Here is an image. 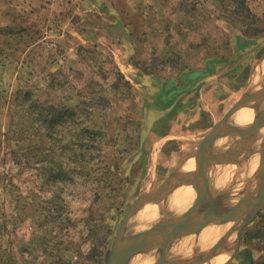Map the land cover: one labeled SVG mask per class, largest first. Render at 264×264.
<instances>
[{"label":"rangeland","instance_id":"1","mask_svg":"<svg viewBox=\"0 0 264 264\" xmlns=\"http://www.w3.org/2000/svg\"><path fill=\"white\" fill-rule=\"evenodd\" d=\"M263 88L264 0H0V264H109L135 200L175 170L192 171L174 191L191 186L193 201L150 224L195 206L203 175L225 184L217 208L245 196L262 181L240 168L253 154L264 166ZM244 107L252 120L230 122ZM172 194L138 206L127 231L149 226L145 206ZM200 230L169 240L164 259L206 257L224 231L201 252ZM233 233L215 264H264V207Z\"/></svg>","mask_w":264,"mask_h":264},{"label":"water","instance_id":"2","mask_svg":"<svg viewBox=\"0 0 264 264\" xmlns=\"http://www.w3.org/2000/svg\"><path fill=\"white\" fill-rule=\"evenodd\" d=\"M259 92L264 93V88ZM256 94L257 92L254 95H246L242 97L237 105H235V107H233L221 121L213 126L212 131L207 135L205 141L201 143L196 150V158L199 155L203 156V153L209 148L208 142H210V140L215 137L218 127L222 125L225 120L229 118L242 104L254 100ZM247 158H244V161H247ZM221 159L222 157L219 158L218 155V160ZM190 174L191 173L181 174L180 171L175 170L155 192L151 193L148 196L141 195L135 200L133 206L131 207L119 227L115 241L113 243L109 264H130V261L134 256L147 254L150 251V253H152L153 250H157L159 256L155 257L149 264H174V261H166L164 259L165 253L169 246V240L175 237H181L188 233L197 232L202 227H205L206 225L213 222L234 223L235 225L233 224L226 231L224 230V233L216 241L215 247L211 250L210 253L207 254L206 257L196 259L194 262V264L201 263V261L208 260L212 255H214L218 248V243L224 235L235 230L238 234L239 229L244 225V223L248 221L252 216H254L259 209L264 207V166L262 164H259V167L256 169L254 176L263 177L261 185L254 188L250 192L248 191L245 196L240 197L237 201L229 205L224 204L218 208L213 202L207 204L208 206L206 205V207L202 206L201 202L205 201L208 198L206 194L204 199V194L207 190L206 187H204V184L206 183L205 181L208 180V175H203L196 182V184H199L198 189L200 191V196L197 200L198 203L185 211L183 215L172 220L150 224L149 226L141 228L134 234H130L127 231L129 220L134 215L138 206L146 205L148 203L155 202L160 198L167 197L176 188V183L183 177L189 178ZM253 194L255 195L254 197L252 196ZM195 207H197L196 209H200L196 214V218L193 217V211L196 210ZM176 264L189 263L178 262Z\"/></svg>","mask_w":264,"mask_h":264},{"label":"bare ground","instance_id":"3","mask_svg":"<svg viewBox=\"0 0 264 264\" xmlns=\"http://www.w3.org/2000/svg\"><path fill=\"white\" fill-rule=\"evenodd\" d=\"M259 104V103H258ZM258 106V105H257ZM255 107V106H254ZM259 108V107H258ZM261 115V114H260ZM253 110L248 108V107H244V108H240L231 118H230V122H232L233 124L235 125H239V126H244L246 125L247 123H249L252 118H253ZM258 117V116H257ZM262 119V118H261ZM258 122V121H257ZM255 124V123H254ZM260 124V122H259ZM234 126V125H233ZM239 126L235 127V128H238ZM254 126V125H253ZM230 130V129H229ZM236 130V129H235ZM246 131V129H245ZM226 136H227V133H225ZM241 134V133H240ZM243 135V134H242ZM246 135V134H245ZM254 135V134H253ZM262 135V134H261ZM228 137V136H227ZM233 137V136H232ZM239 137V135L237 136ZM236 137V139H237ZM262 137V136H261ZM231 138V136H230ZM249 139V137H248ZM251 139V138H250ZM260 139V138H259ZM238 140L234 141V142H237ZM258 141V140H257ZM256 141V142H257ZM260 141V140H259ZM263 141V140H262ZM216 143H219L216 142ZM241 143V142H240ZM259 143V142H258ZM257 143V144H258ZM220 144V143H219ZM214 145V144H213ZM216 147L220 146L218 144L215 145ZM222 148V147H221ZM227 148V147H226ZM228 149V148H227ZM209 150V149H208ZM223 150V149H222ZM221 150V151H222ZM220 151V152H221ZM211 152V151H210ZM219 152V153H220ZM228 152V151H227ZM205 153V152H204ZM216 153V151H215ZM218 153V154H219ZM207 155V153H205ZM221 154V153H220ZM210 155V154H209ZM213 155V154H212ZM216 155V154H214ZM205 156V155H203ZM202 156V157H203ZM201 157V158H202ZM200 158V156L198 157ZM195 160V159H194ZM208 160V158H207ZM223 160V159H221ZM255 160H258V154H255L253 155L249 160H247V162L243 163L241 168L243 173L245 174H248L250 175V173L252 174L253 172L256 171V169L259 167V164H257V162ZM205 161V160H204ZM219 161V160H218ZM224 161V160H223ZM208 162V161H207ZM211 162V161H210ZM199 163V162H198ZM197 163V165H199ZM183 168L185 170H188V169H193L194 167V161L193 160H188L187 162H185V164H183ZM219 165V164H218ZM208 166V165H207ZM210 166V164H209ZM219 167V166H218ZM224 167V166H223ZM197 169V167H195ZM209 168V167H207ZM201 169V168H199ZM203 169V168H202ZM179 171V170H178ZM183 171V170H182ZM203 171V170H201ZM205 171V170H204ZM211 171V170H210ZM192 172V171H191ZM190 172V173H191ZM209 172V170H208ZM188 173V172H187ZM198 173V172H197ZM184 174V173H183ZM192 174H195V172H193ZM202 174V173H201ZM234 175V174H232ZM243 175V174H241ZM253 176V175H252ZM236 177V176H235ZM242 177V176H241ZM248 179L250 178L249 176H247ZM187 178V177H186ZM221 177L218 176V179H220ZM224 178V177H223ZM246 178V177H245ZM263 178V177H262ZM183 179V178H182ZM185 179V178H184ZM188 179V178H187ZM195 179V178H194ZM193 179V180H194ZM196 180V179H195ZM227 180V179H226ZM245 180V179H243ZM247 180V179H246ZM188 181V180H187ZM219 181V180H218ZM217 180L216 181H211V183L209 182H206L204 184V187H206L207 191H208V194L207 196L211 197V200L209 201L208 198L207 200L209 202H213L214 204H217L219 202L220 199H218V202L216 200V198H214V196L216 197L218 195V193H214V191L216 192L220 187H224L225 184L223 181H219L218 182ZM255 181V180H254ZM227 182V181H226ZM233 183V182H232ZM241 183V182H240ZM227 184V183H226ZM234 184V183H233ZM242 184V183H241ZM240 184V185H241ZM257 184V183H256ZM259 184H260V181H259ZM197 185L196 184V188H197ZM235 185V184H234ZM236 186V185H235ZM230 188V187H229ZM228 188V189H229ZM239 188V187H238ZM241 188V187H240ZM194 189V188H193ZM193 189L191 188V186H185V187H180V188H177L175 191H173V194L170 195L167 200L170 198L172 199L173 201L171 202H165L164 204L158 206V205H151V206H145L144 208V224L143 226L145 225H149L150 223L156 221L157 219L160 220V217L164 214H170L173 215L174 213H176L178 211V209H183V208H186V207H189V205L192 203L193 201V197H194V191ZM198 190V189H197ZM212 191V192H211ZM214 193V194H213ZM231 194V193H230ZM174 196V197H173ZM213 196V197H212ZM253 197L255 196L254 194L252 195ZM221 197V196H220ZM233 197V196H232ZM231 198V197H230ZM235 199V198H234ZM216 200V201H215ZM231 200V199H230ZM237 200V199H235ZM173 203V204H172ZM203 203H205L203 201ZM218 206V204H217ZM206 207V206H205ZM158 208V209H157ZM139 211V210H138ZM143 214V213H142ZM141 216V215H140ZM137 218V217H136ZM169 218V217H168ZM174 218V217H172ZM138 219H139V216H138ZM162 220V219H161ZM130 221V220H129ZM136 221V220H135ZM231 223V222H230ZM122 224V223H121ZM140 225V224H139ZM135 226V225H133ZM138 226V224L136 225ZM130 227V226H129ZM141 228H142V225H141ZM220 228V229H219ZM225 226L224 225H211V226H206L204 228H202V230H200L199 232V235H198V238L197 239H200L198 242L194 243L195 241H193V238H185L184 240L186 239H189L190 241H192V244L191 245H194L195 244V249L198 251V250H201L202 252V249H204L206 247V245L210 244L213 241L217 238V236L222 233L224 230H225ZM129 228H127L128 230ZM135 229V228H134ZM219 230V231H218ZM216 231V232H215ZM236 232V230H235ZM136 233V232H135ZM134 234V233H133ZM238 235V234H237ZM193 237V236H192ZM211 237V238H210ZM220 237V236H218ZM236 234L231 232V233H227L226 235H224L219 243H218V248L216 250V252L214 253L213 256H211L207 262H204L203 264H215L217 261L219 260H223L225 258H227L228 256V253L233 249V247L235 246L236 243ZM218 240V239H217ZM194 243V244H193ZM215 243H216V240H215ZM184 246L186 245H182L181 247L178 248L177 252L181 253V252H184L186 249H184ZM211 247V245H210ZM215 247V246H213ZM209 248V247H208ZM207 251H209V249H207ZM149 252V251H147ZM151 252V251H150ZM147 253V254H140L139 256H135V259H134V262L132 264H148V263H151V261H153L154 257L152 255V253ZM188 253L191 252V251H187ZM173 253V252H172ZM175 253V252H174ZM210 253V252H209ZM196 254V253H195ZM198 254V253H197ZM196 254V255H197ZM208 254V253H207ZM173 255V254H172ZM186 255H189V254H186ZM195 255V256H196ZM193 256V255H191ZM207 256V255H206ZM186 257V256H185ZM203 257H204V253H203ZM178 259V258H177ZM178 261V260H177ZM180 262V261H179ZM188 262V261H187ZM193 262V261H192ZM195 262V261H194ZM193 262V264H194ZM184 263V261H183ZM189 263V262H188ZM176 264V263H175ZM201 264V263H200Z\"/></svg>","mask_w":264,"mask_h":264},{"label":"trees","instance_id":"4","mask_svg":"<svg viewBox=\"0 0 264 264\" xmlns=\"http://www.w3.org/2000/svg\"><path fill=\"white\" fill-rule=\"evenodd\" d=\"M200 72H203V71L201 69H200V71L199 70L195 71V73H200ZM51 121H53V122H51L50 127L54 128L56 126V123L58 122V117H54V119H52ZM86 130H88V129H86ZM242 255H244V254H242ZM247 260H248V258L245 259V261H247Z\"/></svg>","mask_w":264,"mask_h":264}]
</instances>
